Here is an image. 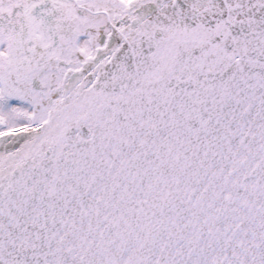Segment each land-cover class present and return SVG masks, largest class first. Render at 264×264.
<instances>
[{
  "label": "snow or ice",
  "instance_id": "6c2138e0",
  "mask_svg": "<svg viewBox=\"0 0 264 264\" xmlns=\"http://www.w3.org/2000/svg\"><path fill=\"white\" fill-rule=\"evenodd\" d=\"M0 264H264V0H0Z\"/></svg>",
  "mask_w": 264,
  "mask_h": 264
}]
</instances>
